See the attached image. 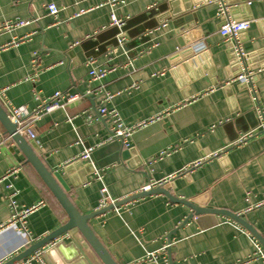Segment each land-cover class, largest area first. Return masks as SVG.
Listing matches in <instances>:
<instances>
[{"label": "crops", "instance_id": "0c3cea01", "mask_svg": "<svg viewBox=\"0 0 264 264\" xmlns=\"http://www.w3.org/2000/svg\"><path fill=\"white\" fill-rule=\"evenodd\" d=\"M224 1L229 16L249 20L237 41L249 55L250 67L244 63L254 70L264 114V0ZM50 3L59 7L55 15L47 10ZM217 8L208 0H123L114 5L109 0H0L1 107L6 109L7 102L32 109L55 90L86 95L43 115L35 125L36 137L26 139L46 167L60 173L80 213L105 208L98 207L102 186L120 201L170 174L176 176L167 183L169 193L202 207L238 214L264 199V129L235 143L262 120L248 87L231 80L240 70L229 66V42L219 34ZM187 13L195 23L187 34L188 48L203 54L205 69L196 61L178 78L173 64L183 47L171 16ZM112 15L123 22L121 34ZM19 19L28 23L1 29L5 21ZM98 68H107L105 75L92 78L89 71ZM223 86H229L227 93ZM107 94L111 97L103 101ZM101 105L116 110L124 125L153 121L129 137L135 150L130 164L113 161L110 147L98 158L102 168L89 172V161L78 159L82 153L121 144L108 138L111 121L99 115ZM0 142V178L17 169L0 183L2 264L59 228L67 214L18 146L8 143L1 124ZM214 151L218 154L212 159L178 172ZM11 194L18 208L42 201L22 225L7 224ZM190 213L164 193H153L105 209L88 225L116 264H264L257 253L264 248L243 226L224 215L188 218ZM241 217L264 240V205ZM56 240L81 247L86 260L71 264H101L78 230ZM52 243L35 251H43L44 264H53L44 257ZM31 255L14 264H39Z\"/></svg>", "mask_w": 264, "mask_h": 264}, {"label": "water", "instance_id": "95a60500", "mask_svg": "<svg viewBox=\"0 0 264 264\" xmlns=\"http://www.w3.org/2000/svg\"><path fill=\"white\" fill-rule=\"evenodd\" d=\"M171 17H173L172 21H173V26H175L176 28L175 31L180 36L178 39L179 45L183 47V49L175 57V61L173 64L174 74L177 75L178 78H181L185 73L183 69L190 70L189 69L190 66L191 67L194 66L196 61L199 62V64L203 69H205V67L202 64V59L204 58L203 54H200V52L197 50L193 52L192 48L191 49L188 48L190 40L187 34L188 32H190L191 28L195 26L192 14L187 13L182 17H176L175 15ZM122 31H124V25H122L120 28H117V35L121 34ZM227 53L229 57V66L233 69L238 70L239 61L236 53L234 52V47L232 42H229V44L227 45ZM182 58L184 59L183 62H182ZM244 61L247 62L250 67L251 61L249 59L248 54H245ZM236 73H234V75ZM229 77H232V73L231 74L229 73ZM182 79L180 80L182 81ZM228 87L229 86H223L226 93L229 89ZM0 124L2 125L3 129H5L6 134L9 136L8 143L14 142L15 145L18 146L21 153H23V155L25 156L26 162H29L33 166L39 178L43 180V182L48 187L51 194L56 198V200L60 203L61 207L63 208L64 212L67 214L66 222L60 225L59 228L45 235L44 237H42L41 240L26 247L24 251L11 257L10 259H8V261L2 264H14L22 259H25L29 255L34 253L36 250L40 249L42 245L51 241L53 243L48 247L44 257L45 259H47L48 256L51 257V259L53 260V264H71L72 261L76 260L77 258H79L80 260L83 259L86 260L85 254L83 253L81 247H78L77 244H74L72 242L68 245H65L62 240L55 241V239H57L60 235L70 231L71 229H76L80 232L85 242L96 254L101 264H116L110 259V256L108 255L106 249L104 248V246H102V244L95 236L92 229H90L88 225L89 220L94 216L100 214L105 209H110L111 207L127 203V201L144 197V195L153 194V193H164L170 201L175 203L180 202L185 206H187L189 209H191V213L189 214L188 218L202 214L224 215L225 217L232 219L235 222H237L239 225L243 226L257 239L258 242H260V244L264 248V240L262 239V237L254 230L252 225H250L249 223L247 224L244 221L241 215L225 209L202 207L197 204L195 205L189 200L179 197L177 198L173 196L171 193H169L167 184L161 187L160 186L152 187L146 190L145 189L141 190L136 194L128 196L126 199L116 201L114 204L108 205V207H105L104 209L93 211V213L91 214H82L78 211L76 206L73 205L69 196L66 195L68 186L65 183L64 179L61 178L60 173L58 171L55 172L50 171L46 167V165L41 161V159H39L32 145H30L27 142L26 138L23 135L21 136L16 132L15 125L9 120L6 111L3 110L1 105H0ZM117 143H115V145L112 144V146H109L108 148H100L98 150L91 151L89 160H87L89 162L88 165L86 166V169L89 172H91L94 168L95 169L102 168L103 165L101 162H99L98 158L102 156L104 152L108 153V151H110L109 150L110 147L112 151H114L113 158H111L113 159V161L130 164L131 155L135 154L133 145L130 143L129 145L124 147L122 143L121 144L119 142Z\"/></svg>", "mask_w": 264, "mask_h": 264}, {"label": "built area", "instance_id": "2783aa9c", "mask_svg": "<svg viewBox=\"0 0 264 264\" xmlns=\"http://www.w3.org/2000/svg\"><path fill=\"white\" fill-rule=\"evenodd\" d=\"M123 0H109L110 5H114L116 3H121ZM209 2H215L218 5L216 15L219 19H221V23L219 26V34L225 38L228 42H232L233 47H234V52L237 55L238 61H239V70L240 72L233 76L231 80H235L239 82L242 85H245L248 87V89L252 93V99L255 102V110L258 113V116L261 118V122L259 124V127H255L250 131H247L244 135L238 138V140L235 143H240L246 140L247 137H250L258 132V130H263L264 129V114L263 110L257 103V96L255 93V87H254V70L249 68L245 63H244V58L245 54L241 47L239 46V43L237 41L240 33H242L244 30H246L249 27V20L242 19H234L228 14V5L224 0H208ZM47 10L50 15H55L59 7H57L54 3H50L46 5ZM85 11L81 10L79 13H83ZM27 20H17V21H5L2 24L1 29H11L19 26H24L27 24ZM112 23L113 25H116L117 27H121L123 22L115 19L114 15H112ZM13 44H16V41H11ZM107 71V68H98V69H91L89 71V75L92 78H100L105 75ZM86 96L85 94L81 93H75V92H67V91H60V90H55V92L52 95L46 96V97H40L39 103L36 107L29 109L26 105H21V106H13L7 102L5 103V108L3 109L6 111L9 120L15 125L16 132L20 134L21 136L23 135L27 140H33L36 137V131H35V125L36 122L39 121V119L46 114H49L55 109H64V107L81 97ZM111 95H108L104 98L103 101H107ZM98 113L101 117H105L111 121V127L109 130V139H117L119 140L123 146H127L130 144L128 142L129 137L131 134L137 130L145 126L148 122L153 121V118H149L148 120H142L141 122H136L135 124L132 125H124L117 113L116 110L114 109H109L105 108L103 105H101L98 108ZM7 138L9 139V136L7 135ZM1 145V142H0ZM1 148V146H0ZM91 150H88L84 153H82L78 159H83V160H89ZM218 154V151H214L211 154H208L207 156L200 157L198 159H195V161L189 163L187 166L179 170L178 172H184L190 168H195L196 166L201 165L205 160L207 159H212L213 156H216ZM17 171L16 168H11L10 170L7 171L5 176L0 178V183L3 181L6 176L9 175H14V173ZM176 175L175 174H170L167 175L166 177L162 178L159 181H154L150 182L147 185H144L142 190H146L152 187L165 185L168 182H170ZM98 178H100L98 176ZM99 208H104L110 204H114L116 199H113L110 194L108 195L107 188L105 186H102L99 189ZM9 198V207H10V213L11 217L8 219L7 224H15L19 222L21 225L24 224V221L26 217L36 210L41 204L40 203L34 204L32 206L24 207V208H18L16 201L13 197V194L8 196ZM264 205V199L257 201L255 203H250L247 205L246 209L238 213L239 215H242L244 213H247L248 211L252 210L253 208L260 207ZM257 245V243H256ZM258 246V245H257ZM43 252V251H42ZM41 251L35 252L33 255H31L30 259L36 260L39 264H44L43 261V256ZM257 253L260 257L264 259V253L262 252L261 248L258 247ZM151 257V256H150ZM148 257V258H150Z\"/></svg>", "mask_w": 264, "mask_h": 264}]
</instances>
